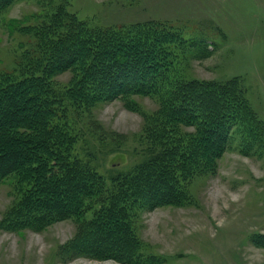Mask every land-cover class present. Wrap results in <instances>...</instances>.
I'll return each mask as SVG.
<instances>
[{
    "label": "trees",
    "instance_id": "obj_1",
    "mask_svg": "<svg viewBox=\"0 0 264 264\" xmlns=\"http://www.w3.org/2000/svg\"><path fill=\"white\" fill-rule=\"evenodd\" d=\"M17 1L0 0V19ZM51 9L35 25H18L33 46L0 79V184L13 178L16 189L9 227L40 231L76 219L82 231L70 250L122 264H160L153 254L138 255L131 218L142 206L183 202L186 182L212 172L234 135L242 153L262 155L264 124L239 78H173V47L184 41L169 24L103 28L63 4ZM66 73L71 79L54 89V78ZM138 96L159 105L145 117L148 157L107 179L76 153L75 122L85 117L92 128L98 104L122 99L137 109ZM256 237L264 245V236Z\"/></svg>",
    "mask_w": 264,
    "mask_h": 264
},
{
    "label": "rangeland",
    "instance_id": "obj_2",
    "mask_svg": "<svg viewBox=\"0 0 264 264\" xmlns=\"http://www.w3.org/2000/svg\"><path fill=\"white\" fill-rule=\"evenodd\" d=\"M44 2L19 0L2 14L0 79L14 73L24 52L33 46L18 25L22 21L35 25L39 13L52 12L51 6L63 4L91 26L169 24L184 41L173 47L177 55L173 78H239L252 111L264 124V0ZM71 77L69 73L55 77L53 88L60 89ZM132 101L137 109L122 99L98 104L92 128L85 117L80 125L75 122L76 153L107 179L129 173L148 157L145 117L157 112L159 105L151 97L138 96ZM239 143L234 135L212 172L186 182V196L180 204L138 209L131 218L132 232L141 245L138 255L153 254L160 257V264H264V245L254 240L264 236V153H242ZM15 190L13 178L0 184V264H122L70 250L82 231L76 219L40 231L9 227Z\"/></svg>",
    "mask_w": 264,
    "mask_h": 264
}]
</instances>
